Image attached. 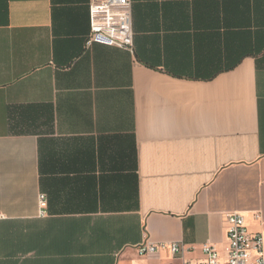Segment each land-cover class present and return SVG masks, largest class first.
<instances>
[{"label":"crops","instance_id":"crops-1","mask_svg":"<svg viewBox=\"0 0 264 264\" xmlns=\"http://www.w3.org/2000/svg\"><path fill=\"white\" fill-rule=\"evenodd\" d=\"M91 2L0 0V264L225 261L226 214L264 236V0H132L133 51Z\"/></svg>","mask_w":264,"mask_h":264},{"label":"built area","instance_id":"built-area-1","mask_svg":"<svg viewBox=\"0 0 264 264\" xmlns=\"http://www.w3.org/2000/svg\"><path fill=\"white\" fill-rule=\"evenodd\" d=\"M90 18L91 32L86 39L87 45L101 43L134 50L132 0H92ZM40 202L47 203L45 194L41 195ZM226 221L228 243L225 248V261L215 246L204 244L202 251L205 259L202 261L182 259L178 263L159 264H264L262 233L249 231L245 217L238 212L226 214ZM136 248L141 256L165 250L173 255L184 251V246L178 242L156 243L149 237Z\"/></svg>","mask_w":264,"mask_h":264}]
</instances>
